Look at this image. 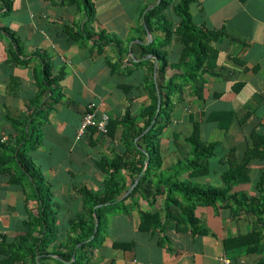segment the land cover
Returning a JSON list of instances; mask_svg holds the SVG:
<instances>
[{"label": "crops", "instance_id": "crops-1", "mask_svg": "<svg viewBox=\"0 0 264 264\" xmlns=\"http://www.w3.org/2000/svg\"><path fill=\"white\" fill-rule=\"evenodd\" d=\"M90 1L91 17L82 0H12L7 12L0 0V264H33L28 250L40 234L44 203L57 228V237L46 250L74 240L86 210L79 189L100 193L109 176L98 165L101 157L110 160L119 154L131 167L138 164V154L123 140L122 124L112 135L93 127L81 135L78 130L91 101L100 104L110 121L129 110L138 126L144 124L140 112L150 101V80L156 82L157 57L144 54L141 45L159 42L164 32L153 29L148 34L142 15L159 0ZM178 1L171 0L162 12L168 21L177 22L173 4ZM191 10L196 25L221 29L223 34L212 41L218 54L215 66L204 74L203 97L175 104L169 122L162 126V119L158 121L161 144L159 163L149 179L152 190L157 181L169 178L222 188L220 159L226 150L235 147L240 161L250 133L264 135V0H194ZM161 49L169 60L164 77L183 69L176 63L180 51L176 34ZM237 83L241 87L234 91ZM231 110L228 127L220 129L213 113ZM194 122L203 141L218 140L215 154L207 158L209 172L200 175L184 170L191 159L185 137ZM137 137L135 145L145 153L148 147L141 134ZM131 167L116 176L124 191L121 198L132 192L124 196L133 184ZM260 188H264V157L253 159L248 171L236 177L219 206L195 205L198 225L205 231L194 230L186 221L177 226L172 218L166 219V188L156 198L136 191L118 209L105 213L103 241L86 252L82 263L226 264L225 257L230 264H259L264 255L261 246L249 251L247 245L225 247L223 241L259 225L257 215L240 207L234 197L259 198ZM174 195L182 201L179 192ZM142 210L159 214V221L148 230L140 229ZM116 242L131 246L115 248ZM39 243L35 250L40 262L55 264L51 258L60 256L39 251Z\"/></svg>", "mask_w": 264, "mask_h": 264}, {"label": "trees", "instance_id": "trees-1", "mask_svg": "<svg viewBox=\"0 0 264 264\" xmlns=\"http://www.w3.org/2000/svg\"><path fill=\"white\" fill-rule=\"evenodd\" d=\"M194 0H179L173 4V11L177 17V22L168 21L162 12L171 5V0H159L155 6L148 10L145 14V21L149 31L153 29H161L164 32V37L159 42H153L146 45H141L144 54L152 53L161 62L157 69L156 82L150 80V101L145 105L140 114L145 117L144 124L138 126L135 119L132 117L129 110H126L123 116L118 120H111L109 123V134H113L115 128L122 124L125 127L123 133V140L128 148L136 151L138 154V164L131 167L129 161L123 160L119 154L114 155L112 159L101 157L98 165L104 172H108L109 176L103 180L104 190L100 193H95L85 187L79 189L83 196L85 215L76 225L79 229L78 235L67 244H59L54 247L52 251H47V247L56 239L57 228L56 218L52 215L49 206L42 204L40 211V234L35 239V245L39 243V251L45 253H53L62 258H51L55 264H83L82 260L87 251H91L94 247L99 245L104 238V223L105 213L118 209L124 204L127 198H130L136 191H142L147 198H156L157 194L163 193L166 188L165 195V216L166 219L172 218L174 223L179 226L181 221L189 222L196 231H205L203 227L198 225V218L195 216L194 207L196 204L212 205L217 201L225 198L231 184L240 174H245L248 171L249 164L256 157H264V135L259 132L252 131L250 133V143L247 146L243 158L238 161L235 154V147H229L225 155L221 157L224 163L222 170V179L224 186L218 188L215 186H205L200 184H193L190 182L180 183L172 178L157 181L154 185V190L149 186V179L152 175L154 165L159 163V149L161 139L158 136L160 127H157L158 121L162 119V126L169 122V112L175 104L190 101L194 98H202L204 94L206 78L205 73H210L216 64L218 50L212 45V41H216L222 34L223 30L208 29L203 26H198L194 23L189 6ZM83 6L88 15L93 16L94 9L90 0H82ZM4 12H7L12 7V0H4ZM157 18L153 20V17ZM178 36V43L180 45L179 57L177 65L183 67L182 70H176L167 77H164L165 69L169 64L166 57V52L161 49L163 45L168 43L172 34ZM141 61L140 63H143ZM49 67H45V72L48 74ZM156 86L161 95V107L153 127L141 135V139L148 147L149 163L144 168V160L146 158L136 145L135 138L139 136L143 130L150 123L156 108H157V94ZM241 87L240 83L234 85L233 90L237 91ZM234 111H221L213 113L212 119L218 121L220 129L225 130L232 117ZM185 140L191 146V159L186 164L185 169L189 168L192 175H200L209 172L207 158L215 154L218 140L206 143L200 136L199 124L193 123L192 132L185 137ZM22 159H20L21 161ZM23 161V160H22ZM22 165H25L23 162ZM131 167L132 179L131 182L137 178L142 172L141 177L132 190V192L121 198L123 189L119 186L117 174L121 170ZM3 169V168H2ZM181 169L177 170L178 174ZM122 191V192H121ZM259 198L248 199L246 195L235 196V201L240 207L252 210L258 217L259 225L251 232L224 239L225 247H236L240 245H247L249 251H257L261 246L264 251V188H260ZM174 192H179L182 195V201L178 200ZM238 197V198H237ZM120 198L119 200H117ZM115 201V202H113ZM111 202V203H109ZM108 203V204H105ZM104 204L101 206H94ZM174 208H177L174 211ZM96 218L98 219V226L95 229ZM159 221V214L157 210H142L140 212V229L148 230L153 224ZM179 223V224H178ZM93 238L89 241L83 242L77 246L78 243ZM32 246L28 251L31 255L33 264L35 262L36 250ZM115 248H129L131 243L116 242L113 244ZM67 247V251L63 248ZM75 252V258L70 263L72 254ZM259 264H264V255L260 259Z\"/></svg>", "mask_w": 264, "mask_h": 264}, {"label": "built area", "instance_id": "built-area-1", "mask_svg": "<svg viewBox=\"0 0 264 264\" xmlns=\"http://www.w3.org/2000/svg\"><path fill=\"white\" fill-rule=\"evenodd\" d=\"M110 116L101 110L100 104L89 102L82 115L78 135L84 133L88 127H93L96 131L107 134L109 130ZM3 243V236L0 233V245ZM226 264H230V260L222 258Z\"/></svg>", "mask_w": 264, "mask_h": 264}, {"label": "water", "instance_id": "water-1", "mask_svg": "<svg viewBox=\"0 0 264 264\" xmlns=\"http://www.w3.org/2000/svg\"><path fill=\"white\" fill-rule=\"evenodd\" d=\"M151 8H153V7H149L148 9H151ZM142 20H143L144 28H145L146 32L149 34L150 31H149L148 26H147L146 21H145V13H143V15H142ZM129 51H131V47H129ZM146 58L147 57H143V59H146ZM155 59L156 60H155V64H154V69H155L154 72L156 73L158 61H157V58H155ZM135 61H138V59H135ZM156 94H157V108H156V111H155V113H154V115H153L150 123L143 130V132L141 133V135H143L145 132H147L148 130H150L153 127V125L155 124V122H156V119H157V116H158V113H159V110H160V107H161V95H160V91H159L158 87L156 88ZM137 139H138V137L135 140H137ZM145 153H146V156H147L146 157V160H145V164H148L149 163V154H148L147 151H145ZM140 177H141V174L138 175V177L135 179V181L133 182V184L129 187V189L127 190V192L125 193L124 196L128 195L132 191V189L138 183ZM101 205H103V204H98L97 206H101ZM96 207H94V208H96ZM97 226H98V219L96 218L95 229L97 228ZM92 238H93V236H91L89 239H87L85 241H82V242L78 243L77 246L81 245L83 242H86V241L91 240ZM74 258H75V253H73V255H72V259H74ZM59 259L62 260L60 257H59ZM35 260H36V263L37 264H43L39 260V254L36 255Z\"/></svg>", "mask_w": 264, "mask_h": 264}, {"label": "rangeland", "instance_id": "rangeland-1", "mask_svg": "<svg viewBox=\"0 0 264 264\" xmlns=\"http://www.w3.org/2000/svg\"><path fill=\"white\" fill-rule=\"evenodd\" d=\"M190 12L192 13V10H191ZM160 122H162V121H160ZM219 202H220V201H217V202L214 203L213 205L215 206V205H217ZM218 206H219V204H218Z\"/></svg>", "mask_w": 264, "mask_h": 264}]
</instances>
